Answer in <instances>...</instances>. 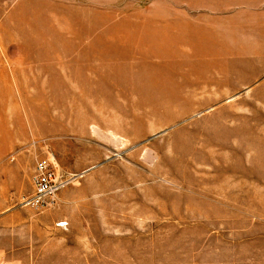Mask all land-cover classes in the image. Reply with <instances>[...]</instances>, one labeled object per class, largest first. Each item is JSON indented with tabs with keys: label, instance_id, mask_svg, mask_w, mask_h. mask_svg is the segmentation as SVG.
<instances>
[{
	"label": "rangeland",
	"instance_id": "1",
	"mask_svg": "<svg viewBox=\"0 0 264 264\" xmlns=\"http://www.w3.org/2000/svg\"><path fill=\"white\" fill-rule=\"evenodd\" d=\"M0 264H264V0H0Z\"/></svg>",
	"mask_w": 264,
	"mask_h": 264
},
{
	"label": "built area",
	"instance_id": "2",
	"mask_svg": "<svg viewBox=\"0 0 264 264\" xmlns=\"http://www.w3.org/2000/svg\"><path fill=\"white\" fill-rule=\"evenodd\" d=\"M34 174L35 191L27 203L44 206L54 199V196L65 185V181L49 158L38 160Z\"/></svg>",
	"mask_w": 264,
	"mask_h": 264
},
{
	"label": "bare ground",
	"instance_id": "3",
	"mask_svg": "<svg viewBox=\"0 0 264 264\" xmlns=\"http://www.w3.org/2000/svg\"><path fill=\"white\" fill-rule=\"evenodd\" d=\"M125 73V72H124Z\"/></svg>",
	"mask_w": 264,
	"mask_h": 264
}]
</instances>
